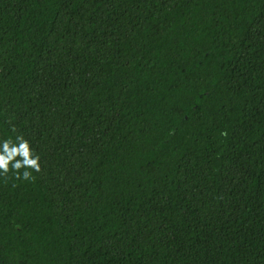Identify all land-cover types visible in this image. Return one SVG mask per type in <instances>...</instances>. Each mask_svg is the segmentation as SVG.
<instances>
[{
    "label": "trees",
    "instance_id": "trees-1",
    "mask_svg": "<svg viewBox=\"0 0 264 264\" xmlns=\"http://www.w3.org/2000/svg\"><path fill=\"white\" fill-rule=\"evenodd\" d=\"M18 135L0 264H264V0H0Z\"/></svg>",
    "mask_w": 264,
    "mask_h": 264
},
{
    "label": "clouds",
    "instance_id": "clouds-1",
    "mask_svg": "<svg viewBox=\"0 0 264 264\" xmlns=\"http://www.w3.org/2000/svg\"><path fill=\"white\" fill-rule=\"evenodd\" d=\"M40 159L23 135L16 136L15 140L4 139L0 143V175L7 176L12 172L17 179L34 180L32 173L42 169Z\"/></svg>",
    "mask_w": 264,
    "mask_h": 264
}]
</instances>
